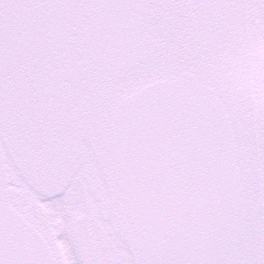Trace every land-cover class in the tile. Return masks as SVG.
<instances>
[{"label":"flooded vegetation","instance_id":"flooded-vegetation-1","mask_svg":"<svg viewBox=\"0 0 264 264\" xmlns=\"http://www.w3.org/2000/svg\"><path fill=\"white\" fill-rule=\"evenodd\" d=\"M51 1L0 0V15L6 18L5 21L0 20V34H5L12 42L24 45L25 52L21 55L25 66L29 70L34 67L38 76L30 84L31 89L36 91V99L33 102L34 114L30 117H21L12 124L16 131L20 128L19 135H16L20 139L18 138V143L14 144L19 174L26 177L36 190L58 197L68 188L65 187L67 181L70 179L73 182L74 177L71 179V175L79 172L81 166L79 157L83 149L80 139L86 135L90 141L87 147L95 153L105 154L108 169H102L99 179L98 170L93 165H88L83 168L82 179L78 182L84 201L82 205L88 215L87 221L83 224L81 217L72 219L75 214H71V224L75 228L74 233L81 250V258L85 260V264H153L138 236L132 233L125 215L124 202L115 185L116 174L113 171L111 155L107 154L109 153L108 123L111 116V111H108L109 101L106 103L101 99L103 87L96 85L94 90L89 80L84 84L85 90L82 89V75L83 82L87 81V77L93 82L96 80L97 69L93 68V65H96L89 64L91 72H77L75 68L84 56L82 29L93 11L75 8L73 3L81 0H57L60 2L58 8L50 12L47 7H52ZM64 1H67L65 7ZM171 1L173 14L183 32L185 31L188 52L195 66L194 73L202 82L214 86L223 100L221 90L225 89L228 96L224 97L228 102L248 107L249 102L259 95L261 82L264 81V69H244L249 73L252 72L254 78L250 79L247 78V73L234 72L235 86L245 84L248 79L253 82L257 90L253 96H249L247 88L243 89L245 99L242 100L237 94H232L230 87L234 82L231 70L222 69L213 76L206 72L200 75L198 65L201 71L209 67L211 61L216 62L213 65L215 70L218 68V63L223 65L227 50L226 43L233 38L235 31L244 33L250 41L253 39L254 34L252 35L250 30L255 20L253 0ZM67 69L75 75L73 82L60 83L57 86V96L44 99L41 90L49 82L50 71ZM89 91L93 92L95 100L84 101L78 107L75 98L80 99V94ZM81 108L83 109L80 113ZM238 119L242 121L241 117ZM32 121L36 123V129ZM10 126L8 135H10ZM101 130L105 132V136L99 133ZM238 135L240 155L243 158L248 154L250 175L255 181L251 139L249 137L247 147L243 143L245 137L240 131ZM100 137L106 144L105 153L97 150L100 145L96 139L95 144L92 142L93 138L98 140ZM32 144L33 146H29ZM62 197L65 200V203L61 201L65 211H71L66 201L68 203V199H74V196L66 194ZM77 200L74 212L81 206L79 199ZM28 213L32 214V217L36 215L44 225L46 212L39 205H32Z\"/></svg>","mask_w":264,"mask_h":264},{"label":"snow or ice","instance_id":"snow-or-ice-1","mask_svg":"<svg viewBox=\"0 0 264 264\" xmlns=\"http://www.w3.org/2000/svg\"><path fill=\"white\" fill-rule=\"evenodd\" d=\"M188 87L191 102L179 113L170 156L179 229L191 235L193 251L160 264H264V81L242 113L255 163L251 197L242 187L233 106L212 89Z\"/></svg>","mask_w":264,"mask_h":264},{"label":"water","instance_id":"water-1","mask_svg":"<svg viewBox=\"0 0 264 264\" xmlns=\"http://www.w3.org/2000/svg\"><path fill=\"white\" fill-rule=\"evenodd\" d=\"M153 1H103L102 15L89 32V38L92 35L102 38L88 41L91 51L98 45L101 58L112 68L120 66L127 70L137 65L142 59L137 27L143 12ZM189 85L198 86L190 77L173 84H155L128 100L116 119L118 147H122V133L130 131L124 135L130 139L119 157L122 158L121 166L127 168L137 185L144 188L139 204L132 203V208L158 262L187 257L193 251L191 235L179 229L180 218L176 210L180 201L172 179L176 165L170 156L175 133L180 127L179 113L191 102ZM4 185L5 170L0 148V264H56L45 250H38L29 232L14 228L17 223L9 219L3 206L7 199Z\"/></svg>","mask_w":264,"mask_h":264},{"label":"rangeland","instance_id":"rangeland-1","mask_svg":"<svg viewBox=\"0 0 264 264\" xmlns=\"http://www.w3.org/2000/svg\"><path fill=\"white\" fill-rule=\"evenodd\" d=\"M90 1L91 0H81L73 4L75 8H80L82 10L87 11L92 8ZM51 2L52 7H47L50 12L53 11L54 8H58V4H60V2H57V0H52ZM253 3L256 14V20L255 24L251 28V31L254 34V38L248 42L247 39L246 41L244 40L246 36L242 37L241 35H236L234 37L235 39H233L232 42L227 44V54L225 56V61L223 62V68L225 69L234 68L243 71L244 69H248V66L250 68L264 69V0H253ZM61 8H63V5H61ZM54 13L56 12L54 11ZM170 16L171 14L169 9L160 8L159 6L153 9V11L146 17L143 24V31L145 35L146 31L149 33V42L151 44H148L149 57L145 66H142V68H137L126 75H120L118 77H115L114 79H106L105 76L100 73L97 74V78L94 82L87 77V80H89L90 83L93 84L94 90H96V85H98L100 87H103V90L106 91L105 100L109 101V112L112 110L114 104L124 95H128L153 81L159 80L158 78H154L148 75L151 74L152 76H154L159 70H162L163 74L170 75L172 78L181 74V71H175V69L181 67V63L184 61V58L180 57L179 53L177 52V48L179 46L177 38L178 32L181 27L175 21H173ZM256 55L258 56V58L256 57ZM190 65H192V61L189 57V62L186 64L187 67L185 66V64L184 67L188 70L194 67ZM211 66L212 65L208 67L209 69H205L204 71H207L210 74L212 72L218 74L222 71L221 69L219 70V68L215 70L211 68ZM39 69H41V67H39ZM252 75V72L248 74L249 79L250 76L254 78ZM81 77V84H83L82 89L85 90L84 84H86L87 82H83V75ZM33 78H36L35 74H33ZM20 80H26L24 74H21ZM233 85H235V82L233 83ZM248 87L250 96H253L254 93L257 92V90L255 89L254 84L251 83L249 80ZM6 88L8 87L4 86L3 82H1L0 80V115H2L3 122H9L10 125L13 127L12 128L10 126V135H8L7 138H5L4 136V140L5 143L7 141L6 146L9 153L8 171H10L9 177L11 179L10 182L12 185V187L11 185L10 187L11 189H13L12 191L14 201L18 203V205H20L22 209H24V212H29V209L32 207V205H39L46 212V218L44 222V227L42 226V230L51 243L52 249L55 253L54 255L58 257L61 264H79L80 261L78 258V254L74 249V243H76L77 245L78 242L74 233L75 228L74 225L71 224V220L79 219L81 217L84 224L88 219V215L85 207H83L82 205L84 201L82 199L81 187L78 182L82 179L83 168L87 167L88 165H93L98 170L97 177L100 179V176L102 175V169H108L107 163L105 161L106 156L105 154L101 155L89 149V147H87L88 142H90L89 138H87L86 135L84 137L82 136L80 140L83 143V149L79 157V164L81 166L78 169V173H72L73 175H71V179L72 177H74L73 182L70 179L69 181H67L65 187L68 186V188L66 189V191L60 194L58 197L51 196L52 199H50V197L45 195L47 192L42 193L41 191H38L33 188L27 181L26 177L19 174L18 157L14 152V148L12 149L11 144L18 143L19 137L17 138L16 135H19L20 128H18L16 131L15 126L11 123V120L13 123L16 122V119L18 117L16 116L14 110L15 108L13 107V105L11 104L9 106L8 104H6L7 102L5 101V98L8 96L9 92L6 90ZM129 91L130 93H128ZM21 93L25 100V110L32 112L33 105L31 103V99L29 98L27 91L21 90ZM92 95V91H89L86 94H80V99L75 98V104L79 107L84 101L93 102L95 100V97L94 95ZM234 108L237 110L238 115L242 117V113L244 110H241V108L240 111L237 107ZM82 109L83 108L80 109V113L82 112ZM16 111L18 112L17 109ZM80 113L78 115L79 118ZM28 114L30 116V113ZM243 123V125L246 126L245 122ZM32 125L34 129H36V123L32 121ZM4 127L9 126L4 125ZM94 127L95 126L93 125V129ZM238 130L245 137V141H243V143L248 147L249 134L247 128L238 127ZM99 133L102 134L103 130H101ZM103 136H105V132L103 133ZM95 139L100 145H98L99 148L97 150L100 151V153L107 152L106 144L102 140V137L99 138L100 140H97V138H93L92 142L94 144ZM29 146H33V144ZM247 158L248 156L246 155L243 159V164L246 169V172H244V174L246 181L247 196L251 197L254 191V183H251L250 181V176L248 172L249 167L248 163L246 162ZM250 185H252L253 188H251ZM66 194L74 196V199H68V203L66 201V205L71 207V211H65V207L62 206L61 203V201L65 203V200L62 199V196ZM77 199H79L81 206L78 211L74 212V207L78 203ZM71 214H75L76 218L72 217L71 219ZM249 220L250 222H253L255 220L254 209H250L249 211Z\"/></svg>","mask_w":264,"mask_h":264}]
</instances>
